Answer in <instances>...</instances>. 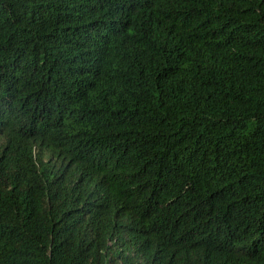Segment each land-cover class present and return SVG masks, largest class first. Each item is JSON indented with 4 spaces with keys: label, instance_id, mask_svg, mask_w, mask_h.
<instances>
[{
    "label": "trees",
    "instance_id": "trees-1",
    "mask_svg": "<svg viewBox=\"0 0 264 264\" xmlns=\"http://www.w3.org/2000/svg\"><path fill=\"white\" fill-rule=\"evenodd\" d=\"M0 264H264V0H0Z\"/></svg>",
    "mask_w": 264,
    "mask_h": 264
}]
</instances>
